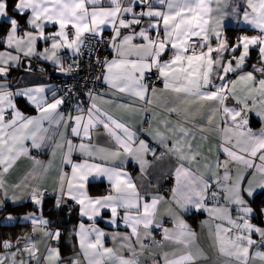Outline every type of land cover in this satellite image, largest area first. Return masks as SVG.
Masks as SVG:
<instances>
[{
  "label": "snow or ice",
  "instance_id": "1",
  "mask_svg": "<svg viewBox=\"0 0 264 264\" xmlns=\"http://www.w3.org/2000/svg\"><path fill=\"white\" fill-rule=\"evenodd\" d=\"M229 16L252 34L231 43ZM0 29V192L2 202L33 206L21 217L31 234L0 242V264H207V250L214 264H264V226L252 222L251 206L257 189L264 192V0H0ZM85 48L89 63L105 51L96 55L104 90L86 91V107L74 99L65 111L52 86L9 79L24 61L26 73L37 70L34 59L67 75ZM21 96L36 115L19 110ZM44 148L48 163L30 152ZM57 155L55 207L71 200L81 218L67 258L61 229L43 216ZM21 158L30 171L9 184ZM149 167L158 174L146 186ZM161 178L170 179L166 189ZM96 181L107 190L93 196ZM193 210L208 217L199 233L184 219Z\"/></svg>",
  "mask_w": 264,
  "mask_h": 264
},
{
  "label": "crops",
  "instance_id": "2",
  "mask_svg": "<svg viewBox=\"0 0 264 264\" xmlns=\"http://www.w3.org/2000/svg\"><path fill=\"white\" fill-rule=\"evenodd\" d=\"M240 2L242 3L243 0H240ZM225 24L227 26V30L225 31L224 35L229 39V41L231 43H235L236 42V36L241 33V29L244 28V25L242 23H237V21L232 19V17H230V16L225 18ZM108 31H110V30H108ZM108 31H106L105 33H108ZM39 47H40V49H42L44 47V45L41 44ZM3 50L4 49H2L1 51H3ZM60 55L64 59L69 58V57H66V50H62ZM251 57L252 58H251L250 63H254L255 59H256V52L255 51H253L251 53ZM33 64H34L35 69H37L36 66L38 64L45 66L49 70L54 69L53 66L46 61L37 62L34 59ZM24 66L25 67L22 68V66L20 64L17 68H14L12 70V73H11L9 79L11 80L13 77L17 78V80L20 81L19 86H23V85L31 86V83L33 81L43 82V83L51 86L46 74L41 73L38 69L34 70L31 74L26 73L25 69L29 67L27 61H24ZM249 66H250V64H249ZM101 84H102V86L100 87V89H98L97 92H101L104 90L105 86L103 85L102 81H101ZM15 103H16L17 107L19 108V110L21 112H23L25 115H36L34 108L27 103V101L25 100L24 97H22V96L16 97ZM158 111L160 112L161 117L168 115L167 113H164L162 109H158ZM170 118H174V114ZM252 121H253L252 127L254 129H258L259 128V122L254 115L252 117ZM145 126H147V125H145ZM102 133H103V130L101 129L100 134L102 135ZM213 135L214 134L209 133L210 137ZM26 143L30 144V141L26 142ZM30 152L31 153L37 152V150L31 149ZM38 153L41 154V157H38L36 159L40 160L42 163H48L49 156H50V149L44 148L41 151H39ZM74 157L77 158V160H78V154H74ZM220 159L221 160L224 159V156L222 153L220 154ZM149 160H151V157H149ZM58 161H59V156L57 155V157L55 158V162H54L53 166L50 168L49 174L46 177L47 183L44 184V186H43L44 189H46V191L44 193V195H45L44 202L52 203V206H53L54 210L56 209V211H58L60 209H57L55 207V198L51 195V192H52V186H53V184L55 182V178H56L55 163H58ZM31 163L32 162L30 160H28L26 158H21V160L18 161L19 167H14L6 175V180L8 181V183L11 184L13 182H19L23 178V176L28 171H30ZM128 168L132 169L133 165L129 164ZM68 171H70V169H68ZM138 171H139V168H138V166H136V170L134 172H132V175L135 176L138 173ZM220 171L222 172L223 169H220ZM147 173H148L147 178L144 180L145 185L147 186L149 184V182H151L152 184H155L156 183V175L158 174L157 170H155L153 167H149L147 169ZM165 181H166V179H164V178L160 179V183L163 185H164ZM105 187H106V182H104L103 184H101L99 181L93 182V184L90 187V195L95 196V195L105 193L106 192ZM2 201H3V193L0 192V209H2L7 204L10 206H18V205H22L24 203H30V205H32L30 199L23 200L16 205H13L11 203V201H7V202H2ZM251 206L253 207V209L255 211V215H254V218L252 219V222L254 224L264 226V216H261L259 214V210L261 208H264V192H261L259 189H257L255 196H254V202L251 204ZM31 207L27 212L20 214L18 217L15 216L14 214H7L6 216L2 217V219L0 220V242L4 241L6 239H10L12 241L13 245H15V241L18 237L23 238L25 233L31 234L30 222H25L21 219V217L33 212V206H31ZM61 211H62V214H61L62 215V221L60 224L61 226H58V227L61 229L63 235H62V237L58 243V246L61 250L62 256L67 258L73 254V244L75 243L74 238L70 237L69 233L71 232L74 225H78L81 222V218L78 215V206H76L74 204V202H72L71 200H68L66 204L61 206ZM36 214L39 215L40 213L37 212ZM8 215H12L13 217H15V219L13 221L6 222L5 217H7ZM43 216L45 219H47L50 222V226L57 224V223L53 222L52 217H49L47 214L44 213V209H43ZM184 219L189 224V226L193 229V231L199 233L200 232V222L208 219V217L203 212H196L195 210H193L191 213L186 215L184 217ZM83 222L86 224L89 223L86 218H84ZM98 226L102 227L105 232L112 231V229L110 227H106L104 225L103 221H101ZM166 226L170 227L171 225L167 224ZM121 230H123V229H121ZM254 238H256V237H254ZM52 243L55 244L56 242H52ZM37 246L43 252L44 245L41 243V244H38ZM107 246H109V247L112 246V241L110 239L107 240ZM12 250L15 251V247H13ZM207 251H208V255L210 257V260L207 262V264H214V261L216 260L215 254L211 250H207ZM0 252H2V248H0ZM19 258L20 257L17 256V259H19ZM142 259H147V257H144ZM149 264H151V262H149Z\"/></svg>",
  "mask_w": 264,
  "mask_h": 264
},
{
  "label": "built area",
  "instance_id": "3",
  "mask_svg": "<svg viewBox=\"0 0 264 264\" xmlns=\"http://www.w3.org/2000/svg\"><path fill=\"white\" fill-rule=\"evenodd\" d=\"M108 33H105L107 35ZM240 34H252L250 31L248 33L241 32ZM239 34V35H240ZM99 55L101 60L104 58L105 51L103 48L99 50L98 53H94L91 57V63H89V54L87 49H84L83 54L78 58L79 67H73V71L64 75L62 73L57 72L55 69L49 70L45 66L38 64L36 68L43 69L41 73L46 74L49 80V83L53 87L54 90H57L61 96H65L66 104L64 105L65 111L72 105L73 100H83L85 103V107L87 106V97L84 96V93L89 89H93L96 92L102 86L101 81L96 80V76L98 75V71L100 66L96 64V55ZM110 58V55H109ZM71 64V58L65 59V67ZM151 79H155L152 77ZM150 83V81H149ZM157 88L162 87V84L157 83ZM72 89V96H66L65 94L69 89ZM35 158L41 157V154L38 152L31 153ZM170 183V179H166L164 185L165 189ZM105 187V191H106ZM158 238V237H157Z\"/></svg>",
  "mask_w": 264,
  "mask_h": 264
},
{
  "label": "trees",
  "instance_id": "4",
  "mask_svg": "<svg viewBox=\"0 0 264 264\" xmlns=\"http://www.w3.org/2000/svg\"><path fill=\"white\" fill-rule=\"evenodd\" d=\"M0 35H3V29H0ZM2 49L3 47H0V51ZM31 206L32 205H30V203H24L18 206H10L7 204L2 209H0V220L2 219V217L6 216L7 214H14L15 216L18 217L20 214L27 212ZM43 209H44V213L47 214L49 217H52L53 222L57 223L56 226H61L60 225L62 221L61 209L58 211H56V209L54 210L52 203L49 202L43 203Z\"/></svg>",
  "mask_w": 264,
  "mask_h": 264
},
{
  "label": "water",
  "instance_id": "5",
  "mask_svg": "<svg viewBox=\"0 0 264 264\" xmlns=\"http://www.w3.org/2000/svg\"><path fill=\"white\" fill-rule=\"evenodd\" d=\"M21 66H22V68H24L25 66H24V62L23 63H21Z\"/></svg>",
  "mask_w": 264,
  "mask_h": 264
}]
</instances>
